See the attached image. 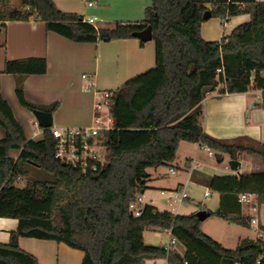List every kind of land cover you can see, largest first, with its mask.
Listing matches in <instances>:
<instances>
[{
  "label": "trees",
  "instance_id": "16d2710c",
  "mask_svg": "<svg viewBox=\"0 0 264 264\" xmlns=\"http://www.w3.org/2000/svg\"><path fill=\"white\" fill-rule=\"evenodd\" d=\"M0 0V21L40 20L45 28L76 42L109 41L134 37L151 26L155 64L115 89L106 90L112 127L101 134L106 161L97 171L82 176L53 155V138L45 129L40 139L27 138L8 102L0 94V216L15 218L9 240L0 243V264H40L18 245L19 237L63 242L83 252L80 264H252L259 243L240 238L226 248L201 230L195 213L178 214L144 204L139 216L129 203L147 188L150 167L169 165L180 140L208 148L218 162L227 154L260 157L264 142L248 136L217 138L203 127L202 100L216 89L243 93L250 86L261 90L264 107V0H151L143 19L116 21L96 27L83 16L59 9L53 0ZM248 14L219 40H205L202 22ZM220 70V71H218ZM46 71L43 57L11 59L3 73L15 78V94L28 110L53 112L57 102L36 105L26 99L23 80ZM11 150H18L16 158ZM209 189L218 193V208L210 211L232 223L249 227V216L238 194L254 193L264 203V168L248 173L211 175ZM166 231L174 238L169 248L146 244L143 232Z\"/></svg>",
  "mask_w": 264,
  "mask_h": 264
},
{
  "label": "crops",
  "instance_id": "0c3cea01",
  "mask_svg": "<svg viewBox=\"0 0 264 264\" xmlns=\"http://www.w3.org/2000/svg\"><path fill=\"white\" fill-rule=\"evenodd\" d=\"M92 2L88 6V2ZM151 0H53L55 5L66 12L77 13L83 17L94 19L96 27H109L114 22L136 23L143 19L144 8ZM248 14L230 17L222 22L219 17H212L200 25V34L205 40H219L227 35L238 24L248 21ZM43 57L46 60V71L42 74H29L23 80L26 99L36 105L49 106L57 102L58 107L51 112L52 124L57 125H88L94 114L97 94L115 89L129 78L145 72L155 64L154 41H141L136 37L112 39L109 41L76 42L48 30L40 20L0 21V94L8 102L15 118L21 124L25 136L34 140L43 136V128L36 129L37 123L31 110L20 105L15 94V78L10 73H3L4 63L11 59ZM87 75V84L83 79ZM216 89L209 91L202 100L204 130L217 138H233L248 136L264 142V112L257 110L264 107L262 100L256 101L253 95L260 89L250 86L243 93H220L224 85L221 73L217 75ZM89 88H85V86ZM249 115L247 111L250 105ZM17 111V113H16ZM35 119V118H34ZM31 123V124H30ZM5 131L0 125V138ZM203 151H212L196 143L180 140L176 157L161 170V166L147 169L149 179L147 188L141 194L143 204H151L163 210L151 189L165 191L181 187L183 180L173 185L165 183V177L175 174L177 170L190 173L200 166ZM211 152V153H210ZM19 151L11 150L10 155L17 157ZM224 157V155H223ZM253 155L240 157L237 171L230 173H211L225 175L232 173H248L256 164ZM252 163V166L249 164ZM244 165V171L242 169ZM170 168L174 172H170ZM173 213V209L165 208ZM207 210V209H206ZM179 214V213H178ZM17 220L0 216V243L9 240L10 232L15 230ZM169 234V232H167ZM170 237V235H169ZM18 245L33 254L40 264H80L83 252L69 247L63 242L33 237H19ZM163 263L164 260H158Z\"/></svg>",
  "mask_w": 264,
  "mask_h": 264
},
{
  "label": "built area",
  "instance_id": "2783aa9c",
  "mask_svg": "<svg viewBox=\"0 0 264 264\" xmlns=\"http://www.w3.org/2000/svg\"><path fill=\"white\" fill-rule=\"evenodd\" d=\"M87 5L91 6L92 2L89 1ZM83 20L94 24L92 17L85 16ZM82 77L85 81L88 78L87 75ZM85 84H87V81ZM85 88L89 87L86 85ZM101 94L100 99L96 98L94 114L90 124H52L47 128H43V131L47 129L53 138L54 157L76 169L79 175L82 176L97 171L106 161V149L101 134L112 127V117L108 107V93L104 91ZM170 172L173 173L174 169L170 168ZM161 193L165 194L168 203H176L188 198V194L182 186L161 191ZM204 195L208 196L209 192L205 191ZM237 201L241 204L242 209H252L255 212V215H247L243 210V213L249 216V227L254 230L252 239L258 242L260 246L259 254L252 264H264V203H259L256 194L249 192L238 194ZM143 205L141 194H139L130 201L128 207L131 214L139 216ZM154 234L159 236L160 232L154 231ZM172 243H174V238L170 236L169 242L164 245L169 248ZM150 263L165 264L166 260L163 263L158 260H151ZM234 264L240 263L235 262Z\"/></svg>",
  "mask_w": 264,
  "mask_h": 264
},
{
  "label": "rangeland",
  "instance_id": "374dc122",
  "mask_svg": "<svg viewBox=\"0 0 264 264\" xmlns=\"http://www.w3.org/2000/svg\"><path fill=\"white\" fill-rule=\"evenodd\" d=\"M10 3L12 5H18L19 1L10 0ZM101 95V93L97 94L98 99H100ZM253 99L258 102L261 101V92L256 91L253 95ZM256 112L258 115H261V113L264 112V109L260 108ZM31 118V120H35L34 117ZM262 119L264 121V117ZM35 128L38 130L42 129L38 125ZM253 156L254 158L252 161L256 164L253 169H263L264 165L260 157L256 155ZM200 157L203 158L200 162V166L192 169L189 175L188 173L177 170L175 174L169 173L167 177H165V183L168 185H173L177 180L182 179L184 183L182 187L188 194L187 199L176 203H168L165 199L164 193L160 194L159 191L151 189L149 194H152L157 198L160 207H163V209H173L176 213L183 215L195 213L200 209L215 211L218 208V193L209 189L208 180L211 173H230L233 171L228 164L230 157L227 154H224L223 160L218 162L215 155L213 153L210 155L208 151H203V154ZM243 157H246V155ZM249 166H252V163H250ZM243 168L244 165L242 164V169L240 171H244L245 169ZM148 169L151 170V168ZM161 170L163 172L166 171V167L162 165ZM205 191L209 192L208 196L204 195ZM243 210L247 215H255V212L252 209L243 208ZM201 230L220 242L226 248H234L240 238L254 237L253 228L232 223L216 215H210L201 221ZM169 239V234L166 231L160 232L159 236L155 235L151 230H145L143 232V240L146 244L163 245L167 244Z\"/></svg>",
  "mask_w": 264,
  "mask_h": 264
},
{
  "label": "water",
  "instance_id": "95a60500",
  "mask_svg": "<svg viewBox=\"0 0 264 264\" xmlns=\"http://www.w3.org/2000/svg\"><path fill=\"white\" fill-rule=\"evenodd\" d=\"M133 36L140 39L141 41L151 40L152 38L151 26L147 25L145 28L134 32ZM253 107L254 104H251L249 110L247 111V115H249V111ZM31 112L38 126L42 128H47L52 125L53 120H52V113L50 111H45L41 109H32ZM228 164L233 171H237L240 165V161L238 159L230 158L228 160ZM195 215L200 221H203L205 218L210 216L211 213L206 209H200L195 212Z\"/></svg>",
  "mask_w": 264,
  "mask_h": 264
}]
</instances>
